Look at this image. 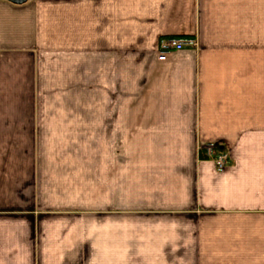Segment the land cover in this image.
I'll use <instances>...</instances> for the list:
<instances>
[{
	"label": "crops",
	"instance_id": "obj_1",
	"mask_svg": "<svg viewBox=\"0 0 264 264\" xmlns=\"http://www.w3.org/2000/svg\"><path fill=\"white\" fill-rule=\"evenodd\" d=\"M0 264H264V0H0Z\"/></svg>",
	"mask_w": 264,
	"mask_h": 264
},
{
	"label": "built area",
	"instance_id": "obj_2",
	"mask_svg": "<svg viewBox=\"0 0 264 264\" xmlns=\"http://www.w3.org/2000/svg\"><path fill=\"white\" fill-rule=\"evenodd\" d=\"M197 40L192 37H164L159 42L157 60L163 62L169 55L185 49H194ZM199 151L204 153V158L214 163L216 170L221 171L225 168L228 161V153L219 149L215 143H206L199 146Z\"/></svg>",
	"mask_w": 264,
	"mask_h": 264
},
{
	"label": "rangeland",
	"instance_id": "obj_3",
	"mask_svg": "<svg viewBox=\"0 0 264 264\" xmlns=\"http://www.w3.org/2000/svg\"><path fill=\"white\" fill-rule=\"evenodd\" d=\"M54 98H55V100H57V102L56 103H51V104L46 102V99H44L43 102H42L43 107L41 105V109H46L47 106H48V109H51V107H52V109H62L63 104L61 102L60 97H54Z\"/></svg>",
	"mask_w": 264,
	"mask_h": 264
},
{
	"label": "water",
	"instance_id": "obj_4",
	"mask_svg": "<svg viewBox=\"0 0 264 264\" xmlns=\"http://www.w3.org/2000/svg\"><path fill=\"white\" fill-rule=\"evenodd\" d=\"M11 4H14V5H22V4H25L26 2H28L29 0H5Z\"/></svg>",
	"mask_w": 264,
	"mask_h": 264
},
{
	"label": "trees",
	"instance_id": "obj_5",
	"mask_svg": "<svg viewBox=\"0 0 264 264\" xmlns=\"http://www.w3.org/2000/svg\"><path fill=\"white\" fill-rule=\"evenodd\" d=\"M220 149V148H219ZM221 150V149H220Z\"/></svg>",
	"mask_w": 264,
	"mask_h": 264
}]
</instances>
